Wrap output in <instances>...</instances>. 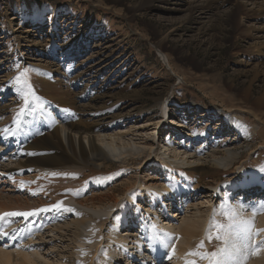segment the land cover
I'll return each instance as SVG.
<instances>
[{
	"label": "bare ground",
	"instance_id": "bare-ground-1",
	"mask_svg": "<svg viewBox=\"0 0 264 264\" xmlns=\"http://www.w3.org/2000/svg\"><path fill=\"white\" fill-rule=\"evenodd\" d=\"M151 1L170 3L171 0ZM178 1L174 2L178 7L189 2ZM242 1L222 0L218 7L225 4L228 6L225 9L231 8L228 18L232 21L238 15L241 22L250 15L257 17L256 12L264 10L263 3L258 0H247L253 9L245 8L246 12L244 9L239 12L238 8L244 5ZM215 3L217 0H203V5L194 9H207ZM240 26L243 28L244 25L240 23ZM245 30V37L259 40L253 46L254 50L263 49L264 26L252 25ZM167 40L168 34L160 35L157 47L164 62L171 67L172 53ZM62 53L65 55L59 60L60 64H66L64 59L73 55L70 44L64 45ZM47 63L40 65L43 77L36 82V86L45 93L42 94L44 104L31 110L25 109L12 118L7 116V112H0V154L8 153V149L11 152L0 158L1 162L8 161L5 165L0 163V170L6 168L8 175L24 172L17 181L20 184L12 188V195L3 194V189H0V213L30 212L60 201L63 207L28 217L8 216L0 220V228L8 232V236H0V239L10 240L7 245L5 241L0 243L3 244L0 246V264H158L164 255L166 259L175 256V264H188L190 253L203 240L207 247L204 252H214L215 246L208 241L207 235L220 218L230 217L225 213L232 215L233 227L227 230V238L219 250L224 248L227 252L217 257H204L199 264H209V259H223L228 264H264V177L261 171L250 170L249 173L245 167L241 178L223 187L209 184L213 185L209 189L207 184L200 185L207 175H215L220 169L233 168V172L241 169L243 160L253 148L250 145L252 141L257 135L264 139V134L257 133V122L252 125L243 123L246 119L242 114L243 108L237 107L239 111L232 112L233 106L230 105L228 109L231 113H228L217 107V113L222 117L217 125L221 127L219 130L211 128L212 133L208 124L202 131L204 134L191 130L190 124L183 119L169 120L168 94L156 98L159 115L149 117L150 113L137 108L125 114L121 111L119 115L122 116L141 112V121H133L138 115L129 118L128 123L132 125H124L126 123L117 117L109 123L113 116L75 122L66 112L62 115L57 113L56 102L69 104L66 97L70 98L71 92L66 86V90L62 91V83L61 87L52 85L50 77L54 66ZM57 68L60 67L57 66L54 71ZM62 73L66 74L65 71ZM238 95L244 100L241 103L250 101L253 116L260 121L264 117V111L258 113L259 109L264 110V92L252 99L254 92L251 86ZM195 106L192 108L196 109ZM14 109L13 116L19 108ZM237 114L244 120H240ZM58 117L61 120L58 121ZM179 127L182 130L175 129ZM231 135L236 137L227 140L226 137ZM245 146L250 150L247 154L240 150ZM13 159L14 164L9 165ZM117 162L123 164L119 168L125 167L127 171L132 167L157 163L168 175L160 182L131 180L126 186L125 201L118 196L112 198L115 197L116 186L96 194L102 190L100 188L110 186L111 182L103 186L95 184L94 191L97 192L83 199L75 194L63 196L68 187L52 188L53 184L71 185L77 182L81 169L89 163L100 168ZM51 173H75L76 176ZM112 174L98 176L96 183L107 182L109 178L113 181ZM82 180L87 181V178ZM204 189L209 191L206 193ZM24 192L28 193V197H23ZM53 192L61 195L62 199L49 200L46 194ZM139 195L145 200L144 205L140 203ZM120 196L123 197V194ZM160 204L166 205L162 207ZM142 208L145 211L142 212ZM130 214L135 216L130 218ZM248 222L251 227L245 231ZM136 225L141 227L143 234L134 230ZM150 250L151 253L146 254ZM107 251L110 254L105 256Z\"/></svg>",
	"mask_w": 264,
	"mask_h": 264
},
{
	"label": "rangeland",
	"instance_id": "rangeland-1",
	"mask_svg": "<svg viewBox=\"0 0 264 264\" xmlns=\"http://www.w3.org/2000/svg\"><path fill=\"white\" fill-rule=\"evenodd\" d=\"M177 1L153 3L150 0L148 4V0H0V112H7V116L12 118L21 113V108L31 110L44 104L42 94L45 93L36 86V82L43 77L40 65L49 62L54 66L50 77L52 85L61 87L62 83L60 89H70L71 92L70 98L66 97L70 105L67 102L65 105L56 102L57 113L62 115V112H66L72 121L113 116V119L108 120L109 123L117 117L126 123L124 125H132L128 123L129 118L138 115L133 121H141V112L122 116L119 115L121 111L125 114L137 108L150 113L149 117L159 115L156 98L168 94L169 120L183 119L197 133L204 134L202 131L208 124V128L217 127L219 130L221 126L217 122L222 117L217 113V107L231 113L228 109L231 105L232 112L239 111L237 107L244 109L242 114L245 120L237 115L240 120L243 118L245 125L257 122V133L264 134V117L256 121L251 112L250 101L241 103L244 100L238 95L251 86L254 92L252 99L264 92V48L254 50L253 46L259 40L245 37L244 34L245 27L264 26V10L257 11V17L250 15L244 22L238 19V15L231 21L227 16L231 8L225 9L228 7L225 4L219 6L221 9L218 7L222 0H217L215 6L207 9H194L202 6L203 0H189L179 7L174 4ZM246 1H242L244 5L238 8L239 12L242 9L246 12L245 8L253 9L250 1L249 4ZM258 1L264 6V0ZM240 23L244 25L243 28H240ZM162 34H168L167 43L172 53L171 67L164 62L157 47ZM66 44H70L73 55L64 59L66 64H60L59 60L65 55L61 54V50ZM57 66L60 68L54 71ZM64 71L66 74L62 75ZM25 94L28 100L26 105ZM195 104L196 109L192 108ZM62 105L68 108L64 109ZM14 107L19 110L13 116ZM204 110L210 114L201 117L200 115L206 114ZM263 111L261 108L258 113ZM57 120H61V117ZM175 129L182 130V127ZM211 132L214 131L211 129ZM235 137L231 135L226 139L233 140ZM250 145L253 147L251 152L248 146L240 149L244 154L250 152L243 160L241 169L236 172H233V168L220 169L215 175H207L202 184L223 187L226 183L241 178L245 167L249 173L250 170L261 171L264 177V139L257 135ZM7 151L6 154L2 152L0 158L11 153L9 149ZM5 162L0 159L2 165L8 161ZM14 162L13 159L9 165ZM121 165L123 164L117 162L97 168L89 163L81 169L77 182L71 185L53 184L55 187L52 188L68 187L62 193L63 196L75 194L83 199L97 192L94 191L95 184L103 186L111 182L110 186L100 188L102 190L96 194L116 186L115 197L112 198L118 196L121 201H125L128 191L126 186L131 180L160 182L168 175L157 163L144 164L135 169L132 167L128 171L125 167L119 168ZM111 172L114 173L113 181L109 178L108 183H96L98 176ZM8 173L6 168L0 170V189H3V194L12 195L24 172L18 175ZM83 178H87V181H83ZM121 193L123 197L120 196ZM46 196L49 200L62 199L55 192L47 193ZM239 196L241 195L237 197ZM23 197H28V193L24 192ZM139 197L140 203L144 205L145 200L140 195ZM133 216L135 215L132 214L130 218ZM230 222L233 223V217L231 221L230 217L224 216L218 220L219 224L225 223L224 225H229ZM134 230L142 231L138 225ZM227 230H220L219 239L216 227L208 233V241L215 246L214 252L226 240ZM9 241L0 239V243L4 242L6 245ZM206 248L203 240V247L198 245L192 253L204 252ZM109 254L107 251L105 256ZM166 258L167 256L160 257L162 262L158 264H175V256ZM189 260L199 264L202 257L190 255Z\"/></svg>",
	"mask_w": 264,
	"mask_h": 264
},
{
	"label": "snow or ice",
	"instance_id": "snow-or-ice-1",
	"mask_svg": "<svg viewBox=\"0 0 264 264\" xmlns=\"http://www.w3.org/2000/svg\"><path fill=\"white\" fill-rule=\"evenodd\" d=\"M24 103H25V105L28 103L27 94H25V96H24ZM20 111L23 112L24 109L21 108ZM17 124H19V121H17ZM4 131L8 132L9 130L8 129H4ZM51 175H72L74 177L76 176L75 173H72V174H69V173H51ZM21 183L23 184L24 182H21ZM62 207H63V202L60 201V202H57V204H55V205L46 206V207H43V208H40V209H34L33 211H30V212H5V213H0V220L4 219L5 217H8V216L28 217V216H31V215L37 213V212L48 211L49 209H59V208H62ZM66 210L72 211V209H66ZM225 215H229L230 216V221L232 220V215H230L229 213H225ZM242 223H245V222H242ZM215 227L218 230L217 238L219 239V238H221L220 237V230H227V229L232 228L233 227V223L230 222L229 225H224V224H219L218 223V224L215 225ZM250 227H251V224H250V222H248V227H246L244 230L248 231ZM257 231H260V230H257ZM0 236H8V232L4 231L2 228H0ZM12 238L15 239V236H13ZM209 239H211V237H209ZM199 247L200 248L203 247V242H201ZM226 252H227V249L222 248V249L219 250V253L213 252V253L209 254V253H206V252H193V253H190V255H199L202 258L209 257V255L211 257H217L218 254H223V253H226ZM188 264H195V262L190 261V262H188ZM209 264H228V261L223 260V259H209Z\"/></svg>",
	"mask_w": 264,
	"mask_h": 264
}]
</instances>
